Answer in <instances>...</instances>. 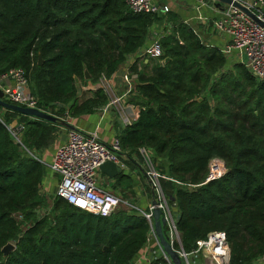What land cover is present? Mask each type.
I'll use <instances>...</instances> for the list:
<instances>
[{"label": "trees", "instance_id": "16d2710c", "mask_svg": "<svg viewBox=\"0 0 264 264\" xmlns=\"http://www.w3.org/2000/svg\"><path fill=\"white\" fill-rule=\"evenodd\" d=\"M159 20L133 14L127 0H0V77L22 69L38 108L59 118L86 116L107 95L99 89L80 101L81 87L109 79ZM161 48L150 73L129 69L138 75L132 101L142 108L117 135L124 162L133 167L132 155L141 162L140 150L151 153L186 254L223 232L230 264H254L264 255V82L241 65L228 68L220 50L186 25ZM15 121L23 148L9 132ZM57 131L0 107V264H131L151 230L141 213L120 205L103 218L53 197L51 212L37 217L50 204L39 194L46 173L25 150L50 148ZM213 160L227 172L206 181ZM8 243L15 249L3 257Z\"/></svg>", "mask_w": 264, "mask_h": 264}, {"label": "built area", "instance_id": "2783aa9c", "mask_svg": "<svg viewBox=\"0 0 264 264\" xmlns=\"http://www.w3.org/2000/svg\"><path fill=\"white\" fill-rule=\"evenodd\" d=\"M215 2H218L214 0ZM238 2L242 7L250 11L264 25V0H232ZM223 4L221 6L219 17L213 21V28L222 36L227 38V42L220 52L224 55L227 61V67L233 68L235 65H241L249 70L252 76L257 80L264 82V28L256 24L250 17L243 13L238 8L231 4ZM206 3L199 0L197 10L205 6ZM127 6L133 14L144 15H166L169 10L165 6H159L152 0H127ZM168 25V24H167ZM166 25V28H167ZM169 31L157 35L152 43L138 53L140 60H159L163 55L161 48V40L169 36L173 26L169 24ZM178 39V37H176ZM182 45V43L180 42ZM136 64V63H134ZM138 71H142L141 67L136 64ZM11 78L14 81L13 86H3L2 82ZM122 80L127 84L128 89L123 97L113 96L109 103L101 108L107 112L109 109H114L119 115L125 126H129L135 121L142 107L134 112V114L126 115L121 101L125 96H135V86L137 84L138 75L135 72L128 71L122 77ZM0 90L3 92L4 100L10 104L20 107L37 109L52 116H55L51 111H45L38 108V101L29 91V83L25 72L22 69L10 70L8 73L0 77ZM105 92V91H104ZM135 109V107H134ZM129 110H131L129 108ZM56 117V116H55ZM59 118V117H57ZM65 122L68 117L60 118ZM16 125H11L9 132L13 140L21 147L19 130ZM23 148V147H22ZM30 156L37 159L34 154ZM145 153V150H140V154ZM126 156L121 153L119 139L115 136L109 145H105L99 138L98 130L84 132L81 130L68 131L67 141L59 146L54 152L52 162L47 167L56 177L57 186L54 192V197L62 199L68 205L77 208L83 212L108 218L120 207L124 205L129 210L141 213L149 222L151 230L148 234L147 242L151 237L156 239L152 222L151 212L143 213L137 208L112 191L107 189V186L100 179V166L105 162L113 163L119 173H125L128 166L124 160ZM38 160V159H37ZM155 171V170H154ZM227 169L220 160H213L209 164V175L206 181L214 180L226 174ZM147 176H153L156 182H150L152 192L155 194L159 205L158 208L163 212V218L166 222V234L169 244L174 248V245H180V234L176 228L175 217L171 213L170 205L165 199L159 186V174L147 172ZM161 178L167 179L162 176ZM187 190H195V186H186ZM174 205V204H173ZM52 202L50 203V210ZM50 210L45 213L43 209L39 212L38 218H43ZM17 216V218H16ZM17 221L21 220L20 215H15ZM146 242V243H147ZM159 246V243L156 239ZM162 259L169 264L170 261L162 252L159 246ZM182 260L186 264H230V251L227 243L226 235L223 232H214L207 236L205 240L196 242V248L189 254H186L179 248L176 250ZM254 264H264V255L258 258Z\"/></svg>", "mask_w": 264, "mask_h": 264}, {"label": "crops", "instance_id": "0c3cea01", "mask_svg": "<svg viewBox=\"0 0 264 264\" xmlns=\"http://www.w3.org/2000/svg\"><path fill=\"white\" fill-rule=\"evenodd\" d=\"M155 4L159 6H165L168 8L169 12L167 15L157 16L160 20L154 23L148 30L145 42L139 51L129 56L125 62L118 70L115 72L109 79H102L99 81V84L92 85L88 83L86 86H82L81 94L78 95L80 101L87 100L92 97L93 92L103 89L107 95L106 106L110 98L113 96L123 97L128 89L127 84L122 80V77L125 73L129 71L131 66L136 63L141 67L143 72L150 73L151 63L149 60H140L138 58V53L149 46L153 39L165 32L169 31V24L173 26L172 31L169 35L174 33V30L180 25L188 26L199 38V40L212 48L222 49L227 42V38L219 34L213 28V21L216 20L220 11L222 10L221 6L214 0H201L206 3L205 6L197 10L199 6V0H152ZM168 24V25H167ZM167 25V28H166ZM166 28V31L164 29ZM3 86H13L14 81L10 77L5 79L2 82ZM135 96H125L121 104L123 108L129 106L125 109L126 115L134 114V112L139 110L140 105L135 104L132 100ZM103 106V107H104ZM92 110V113L86 116H80L77 118H68L67 123L75 127V129L91 132L95 129L98 130L100 140L105 144L109 145L113 138L120 133L124 127H126L119 117L115 113L114 109H109L107 112L101 110V108ZM135 107V109H134ZM12 125H17V122H13ZM58 126V125H57ZM68 131L65 128L58 126V131L54 137L53 145L46 149L41 150L42 160L46 164H50L53 159L54 152L56 149L63 145L67 141ZM145 153L151 156L149 151ZM142 156V154H141ZM132 159L136 162L133 167L128 166L125 178L120 182H117L116 178L110 179L106 175L101 174L100 179L102 183L107 186V189L112 191L115 195L120 197L123 201H126L130 204L137 206L145 214L151 212V203H152V190L150 186V181L147 179V175L142 167V164L138 161V158L134 155L131 156ZM143 157V156H142ZM152 157V156H151ZM138 162V163H137ZM157 172V171H156ZM57 186V179L54 174L49 170L48 173L44 175V180L40 186L39 194L42 198L50 199L54 197V192ZM171 213L176 217V210L174 205H170ZM131 264H169L164 259L159 249V246L156 242V239L151 237L149 241L145 244L143 250L135 258Z\"/></svg>", "mask_w": 264, "mask_h": 264}, {"label": "water", "instance_id": "95a60500", "mask_svg": "<svg viewBox=\"0 0 264 264\" xmlns=\"http://www.w3.org/2000/svg\"><path fill=\"white\" fill-rule=\"evenodd\" d=\"M216 1L220 3L228 4V5L231 4L233 7L238 8L243 13H245L256 24L264 28V25L259 20H257V18L250 11L242 7L238 2H233L232 0H216ZM167 62L168 60H164V63H167ZM41 64H42V60H41L40 55H38V65L40 66ZM84 75H85L86 80L90 78L86 70L84 71ZM75 81L77 82L76 79ZM80 94H81V91L78 92V95ZM0 107L3 108L4 110L14 112L22 116H26V117L33 118L36 120H41V121H45L48 123L58 125L70 131L76 130L74 126H72L71 124L65 122L64 120L60 118H57L45 112L39 111L37 109L20 107V106L6 102L4 100L3 92L1 90H0ZM99 170L101 174L106 175L110 179H114L119 175V171L117 170L116 166L110 162L103 163L100 166ZM152 198L153 200L151 203V206H152L151 222H152V226H153L156 239L159 243V246L162 252L166 255V257L168 258L171 264H186L180 257L179 253L169 244L167 237L165 236V232L167 230L166 222H165V219L163 218V212L158 208L159 203L157 199L155 198V194L153 192H152ZM178 218L179 216L176 215L175 221H177ZM179 248L182 250L181 244L179 245ZM14 249H15L14 244L8 243L1 249V253L3 257H7Z\"/></svg>", "mask_w": 264, "mask_h": 264}, {"label": "rangeland", "instance_id": "374dc122", "mask_svg": "<svg viewBox=\"0 0 264 264\" xmlns=\"http://www.w3.org/2000/svg\"><path fill=\"white\" fill-rule=\"evenodd\" d=\"M150 61V63L153 65V61H159V60H149ZM34 156L38 159V160H40L44 165H48V164H46L43 160H42V154H41V152H34ZM140 156H141V154H140ZM143 156V157H142ZM142 156H141V164H142V167H143V170L145 171V172H152V173H156L157 174V172L156 171H154L155 170V166H154V164H153V159H152V157L151 156H149V155H147L146 153H142ZM43 165V167H44V171H45V173H48L49 172V169L47 168V167H45ZM147 179H148V181H150V182H152L153 183V181H157V180H155L156 178H154L153 176L151 177V176H147ZM151 188H152V185H151ZM51 199V198H50ZM50 199H47V201L49 202L50 201V203L52 202V200H50ZM132 205H134V204H132ZM47 210H50V204H48V206H46V207H44L43 208V211H44V213L47 211ZM41 211V209H37L36 210V214H37V217H38V215H39V212ZM51 212V211H50ZM49 212V213H50ZM48 213V214H49ZM16 218H17V216H16Z\"/></svg>", "mask_w": 264, "mask_h": 264}]
</instances>
